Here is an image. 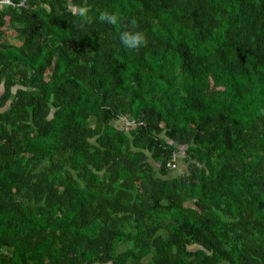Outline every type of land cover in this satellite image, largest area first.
Instances as JSON below:
<instances>
[{
    "label": "trees",
    "instance_id": "16d2710c",
    "mask_svg": "<svg viewBox=\"0 0 264 264\" xmlns=\"http://www.w3.org/2000/svg\"><path fill=\"white\" fill-rule=\"evenodd\" d=\"M12 1L0 264H264V0Z\"/></svg>",
    "mask_w": 264,
    "mask_h": 264
},
{
    "label": "clouds",
    "instance_id": "9594fccd",
    "mask_svg": "<svg viewBox=\"0 0 264 264\" xmlns=\"http://www.w3.org/2000/svg\"><path fill=\"white\" fill-rule=\"evenodd\" d=\"M68 3L71 14L76 17L75 26L80 30H85L93 23L94 19L111 26L121 23L120 14L116 11L100 10L98 15H93L92 9L86 4V0L79 5L73 4L72 0H68ZM118 35L120 43L132 51L139 50L148 43L146 34L139 30L134 23L126 26Z\"/></svg>",
    "mask_w": 264,
    "mask_h": 264
},
{
    "label": "built area",
    "instance_id": "2783aa9c",
    "mask_svg": "<svg viewBox=\"0 0 264 264\" xmlns=\"http://www.w3.org/2000/svg\"><path fill=\"white\" fill-rule=\"evenodd\" d=\"M2 4H13L12 0H0V5Z\"/></svg>",
    "mask_w": 264,
    "mask_h": 264
}]
</instances>
